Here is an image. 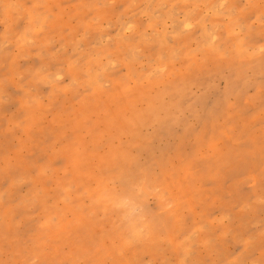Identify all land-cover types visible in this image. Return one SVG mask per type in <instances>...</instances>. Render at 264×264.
Instances as JSON below:
<instances>
[{
	"label": "rangeland",
	"instance_id": "obj_1",
	"mask_svg": "<svg viewBox=\"0 0 264 264\" xmlns=\"http://www.w3.org/2000/svg\"><path fill=\"white\" fill-rule=\"evenodd\" d=\"M0 264H264V0H0Z\"/></svg>",
	"mask_w": 264,
	"mask_h": 264
},
{
	"label": "clouds",
	"instance_id": "obj_2",
	"mask_svg": "<svg viewBox=\"0 0 264 264\" xmlns=\"http://www.w3.org/2000/svg\"><path fill=\"white\" fill-rule=\"evenodd\" d=\"M115 208L122 212L134 237H138L145 232L147 220L143 215V208L137 200L127 197L122 198L115 203Z\"/></svg>",
	"mask_w": 264,
	"mask_h": 264
}]
</instances>
